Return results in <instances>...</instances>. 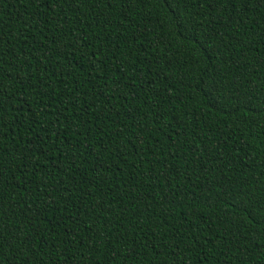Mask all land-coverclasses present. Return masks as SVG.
Instances as JSON below:
<instances>
[{"label":"trees","instance_id":"16d2710c","mask_svg":"<svg viewBox=\"0 0 264 264\" xmlns=\"http://www.w3.org/2000/svg\"><path fill=\"white\" fill-rule=\"evenodd\" d=\"M0 264H264V0H0Z\"/></svg>","mask_w":264,"mask_h":264}]
</instances>
